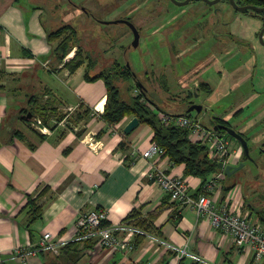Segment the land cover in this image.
I'll return each instance as SVG.
<instances>
[{
	"label": "crops",
	"instance_id": "0c3cea01",
	"mask_svg": "<svg viewBox=\"0 0 264 264\" xmlns=\"http://www.w3.org/2000/svg\"><path fill=\"white\" fill-rule=\"evenodd\" d=\"M53 30L46 25L44 8L38 3L0 0V264H264V257L255 260L250 250L238 249L206 215L170 201L147 178L152 167L182 175L187 180L186 191L193 196L203 181L202 177L185 174L183 163L174 164L163 153L142 156L153 142L149 124L139 122L125 134L122 128L133 116H125L118 128L105 123L101 118L105 81L103 77H85L86 72L94 76L103 69L91 73L97 64L93 49L84 50L80 44L84 63L73 72L61 67L62 62L56 69L49 67L47 62L57 41L49 42L46 35ZM75 50L77 45L64 60ZM106 58L108 65L113 56ZM89 59L93 65L88 68ZM169 71L170 67H165L153 79L147 70L145 79H139L142 86L130 77L119 84L128 92L127 99L139 88L150 100L153 112L160 109L180 114L182 111L163 110L157 104L170 97ZM36 99L43 107L56 106L65 113L63 119L47 125L49 133L34 129L22 117V110ZM238 108L236 115L243 112V106ZM263 111L261 108L256 113V124L262 123L258 114ZM87 139L93 141V148ZM228 140L225 164L237 165L245 160L241 146L234 138ZM255 176L246 173L241 179L236 171L224 173L218 205L258 216L264 210V183L261 193L250 200L256 191ZM28 197L39 208L34 219ZM90 209H103L107 224L127 226H136L124 221L136 211L140 217H150L151 228L133 237L134 247L128 252L99 246L95 239H76L78 212ZM45 232L68 245L58 254L40 251L23 257ZM151 236L184 247L189 254L179 259ZM17 247H21L19 257L13 253Z\"/></svg>",
	"mask_w": 264,
	"mask_h": 264
},
{
	"label": "rangeland",
	"instance_id": "374dc122",
	"mask_svg": "<svg viewBox=\"0 0 264 264\" xmlns=\"http://www.w3.org/2000/svg\"><path fill=\"white\" fill-rule=\"evenodd\" d=\"M31 1L44 8V20L50 30L69 24L76 29L82 48L95 51L97 64L91 73L107 66L108 56L124 60L140 80L145 79L143 73L147 70L155 79L156 74L170 67V97L157 104L163 110L181 113L193 104L200 105L199 112L191 113L207 127H213L216 116L222 117L244 135L250 159L243 161L236 174L241 179L246 173L258 176L250 200L261 193L264 111L258 114L262 123L256 124L255 118L264 109V44L259 39L263 14L252 9L237 10L229 0L213 4L189 0L182 5L171 0ZM116 19H129L140 30L136 47L131 46L132 32L126 24L104 22ZM200 79L210 84V90L197 87ZM126 93L122 87V96ZM242 106V114H234Z\"/></svg>",
	"mask_w": 264,
	"mask_h": 264
},
{
	"label": "built area",
	"instance_id": "2783aa9c",
	"mask_svg": "<svg viewBox=\"0 0 264 264\" xmlns=\"http://www.w3.org/2000/svg\"><path fill=\"white\" fill-rule=\"evenodd\" d=\"M191 112L192 111L170 114L156 110L161 125L185 129L188 132L187 136L189 141L202 143L206 148L208 156L222 162L224 166L227 154L229 153V140L227 135L220 130L207 127ZM120 122L121 121L115 123L113 127L118 128ZM31 125L42 133H49V127L42 124L40 118L37 116L33 117ZM84 138L86 137L84 136L83 139ZM89 140L87 139L86 143L90 148H93V141ZM160 153H163V149L152 142L149 147L142 152V156L151 157L154 154ZM222 170L223 167L212 177L202 182L195 196L190 195L186 191L187 180L182 175L172 174L159 168L152 167L149 169L146 176L168 196L170 201L188 205L193 208L197 214L206 215L212 226L228 236L231 243L238 249L250 250L255 260L263 258L264 225L259 217L250 214L248 211L242 213L238 209L232 210L224 204L218 205L219 182L224 176ZM105 220L106 212L103 209H90L78 212L75 220L77 230L75 238L95 239L99 246L120 252H128L134 247L133 237L138 233L146 234L144 229L136 226H127L120 223L102 224ZM121 231L123 232L122 234H120ZM151 238L163 243L168 249L173 250L179 259L189 254L184 247L179 248L168 242L161 241L155 236H151ZM66 244L67 242L65 241L53 240L50 232H45L38 240L35 247L27 251V254H24L23 257L40 251H49L53 254H58L61 248ZM20 248L21 247H17L13 250L16 257L22 255Z\"/></svg>",
	"mask_w": 264,
	"mask_h": 264
},
{
	"label": "trees",
	"instance_id": "16d2710c",
	"mask_svg": "<svg viewBox=\"0 0 264 264\" xmlns=\"http://www.w3.org/2000/svg\"><path fill=\"white\" fill-rule=\"evenodd\" d=\"M234 1L239 5L249 4L255 6H264V0ZM255 13L264 15V11ZM46 36L49 42L60 39L57 45L51 50V57L47 62L50 65L49 67L56 69L57 66L62 62L61 67L66 68L69 72H73L84 63V57L81 54V48L79 44L80 38H78L76 29L71 28L69 24H65L64 26L53 31H49ZM74 43L77 45V51L70 59L64 60L66 55L74 46ZM70 55L71 54L68 56ZM88 63L87 66L89 68L93 65V60L89 59ZM131 72L132 69L130 65L123 66L114 59L110 64H108L94 76H89L87 72L85 73V77L89 80L103 77L105 81L106 101L104 103V109L101 115V118L105 121V123L108 125H114L115 123L121 121L125 116H135L138 118L139 122H145L151 126L153 129L152 141L163 149V154L166 155L172 161V163L184 164L185 174H192L202 177V182H204L217 173L220 170V167L218 166L219 161L208 156L206 148L202 143L189 141L187 136L188 132L185 129L175 126L161 125L156 112H153L149 107L148 101L150 100H148L146 96L137 94L132 95L129 99L122 96L121 86L119 83H123L124 81L128 80ZM200 85L205 88V90H210V87L207 83L202 82ZM27 112H30L32 116L30 119L23 117L26 122L29 123L33 117L37 116L40 118L41 123L45 125H51L50 122H54L55 124L56 122L63 119L65 115V113L59 111L56 106L49 108L43 107L38 103V99H36L28 108L22 110L23 115H25ZM214 123L228 125L224 119L219 117L214 118ZM221 132L225 133L224 131ZM226 135L227 137L230 136L228 134ZM27 206H30L32 210L31 214L33 215L34 219L37 215L35 213L39 210L38 206H35V200L28 197ZM258 217L260 221L264 223V210L259 211ZM124 221L139 226L144 230H149V228H151L150 217H140L136 211L130 213L127 216V219ZM102 224H107V222L103 221Z\"/></svg>",
	"mask_w": 264,
	"mask_h": 264
},
{
	"label": "water",
	"instance_id": "95a60500",
	"mask_svg": "<svg viewBox=\"0 0 264 264\" xmlns=\"http://www.w3.org/2000/svg\"><path fill=\"white\" fill-rule=\"evenodd\" d=\"M175 3L177 4H185L187 3L189 0H182V1H176L174 0ZM205 2L209 3V4H213L215 2H217L218 0H204ZM232 4V6L240 11L243 10H247V9H252L255 12H262L264 11V6H255V5H239L238 3H236L234 0H229ZM105 23L108 22H112V23H116V22H123L125 23L127 26H129V28L132 31L133 34V40H132V46H136L137 41H138V31L136 29V27L133 25L132 22H130L129 20L126 19H117V20H112V21H104ZM263 33H264V26L261 28L260 32H259V39L260 41L264 44V40H263ZM201 109L200 105H191L186 112L188 111H196L199 112ZM31 113L27 112L25 115H23L22 117L26 118V119H30L31 118ZM139 123V120L137 117L133 116L132 118H130L128 120V122L123 126L122 131L125 134H129ZM215 130H220V131H224L226 134L230 135L231 137H233L235 140H237L241 146L242 152H243V160L244 159H250V155H249V146L247 143L246 138L239 132H237L235 129H233L231 126L229 125H225V124H220V123H216L213 125L212 127ZM218 166L221 168L223 167V171L226 175H231L232 173H234L235 171H237L238 169H240L243 166V161L239 162L237 165H233V164H225L223 166L222 162L218 163Z\"/></svg>",
	"mask_w": 264,
	"mask_h": 264
},
{
	"label": "flooded vegetation",
	"instance_id": "af4514ba",
	"mask_svg": "<svg viewBox=\"0 0 264 264\" xmlns=\"http://www.w3.org/2000/svg\"><path fill=\"white\" fill-rule=\"evenodd\" d=\"M174 4H177V3H175V1L174 0H171ZM176 1H182V0H176ZM177 5H180V4H177ZM77 6V5H76ZM87 13H89V11H87ZM117 20V19H116ZM126 20H129V19H126ZM130 21V20H129ZM131 22V21H130ZM108 23H112V22H108ZM123 23V22H122ZM125 24V23H124ZM134 25V24H133ZM135 26V25H134ZM129 27V26H128ZM136 27V26H135ZM136 29H137V31H138V34H139V36H138V41H137V44H136V46L138 45V43H139V40H140V30L136 27ZM131 30V29H130ZM132 32V31H131ZM263 36H264V33H263ZM132 40H133V34H132ZM131 46H132V42H131ZM136 46H133V47H136ZM117 60L121 65H123V66H127V65H129L128 63H126L124 60L122 61H119L117 58H115V57H113V58H111L110 60H111V62L113 61V60ZM131 67V66H130ZM130 76V78H132L133 80L135 79L138 83H139V85L140 86H142V82H140L139 81V79H137V77H136V74L134 73V71L132 70V72H131V74L129 75ZM202 82H205V83H207L208 84V82L207 81H205V80H203V79H200V80H198V82H197V87L199 88V89H203V90H205V88H203L200 84L202 83ZM209 85V84H208ZM209 87H210V85H209ZM134 94H142V95H145L139 88H136V90L134 91ZM201 110V109H200ZM220 124H222V123H220ZM225 125H227V124H225ZM260 151L261 152H263L264 151V142L262 143V144H260Z\"/></svg>",
	"mask_w": 264,
	"mask_h": 264
}]
</instances>
